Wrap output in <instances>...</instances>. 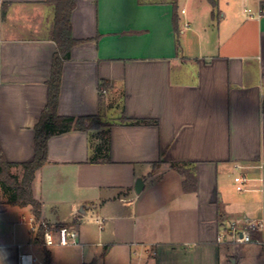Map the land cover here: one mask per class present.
Instances as JSON below:
<instances>
[{
    "label": "crops",
    "instance_id": "obj_1",
    "mask_svg": "<svg viewBox=\"0 0 264 264\" xmlns=\"http://www.w3.org/2000/svg\"><path fill=\"white\" fill-rule=\"evenodd\" d=\"M3 2L0 153L21 164L34 158L48 101L54 12L47 0ZM75 2L79 43L64 62L58 112L101 115L108 125L52 136L32 188L41 218L56 229L75 225L78 236L51 251L31 248L20 221L31 207L0 193V264H18V244L42 259L49 253L47 264H264L263 247L219 238L224 224L264 221L260 0ZM101 142L108 150L91 160ZM171 163L193 168V188ZM238 174L250 179L245 191L235 187Z\"/></svg>",
    "mask_w": 264,
    "mask_h": 264
},
{
    "label": "trees",
    "instance_id": "obj_2",
    "mask_svg": "<svg viewBox=\"0 0 264 264\" xmlns=\"http://www.w3.org/2000/svg\"><path fill=\"white\" fill-rule=\"evenodd\" d=\"M47 3L53 6L54 15L49 32L51 39L57 45V50L53 56L51 77L47 82L48 101L34 128V158L29 162L15 164L6 161L0 153V190L2 195L10 205L19 207L30 206L32 214L37 219H41V202L35 198L32 185L36 172L47 162L49 139L54 135H60L72 130L100 129L108 125L103 122L101 115L74 117L59 114L58 106L64 62L70 59L72 48L79 43L73 37L71 22L76 2L75 0H47ZM211 3L216 8L215 0H211ZM260 4L264 11V0H260ZM103 86L104 83L101 84V88ZM129 122L141 124L149 123L150 121L135 119L129 120ZM106 145L105 142L96 144L94 148L95 156L91 160L102 155L104 150H108ZM16 165L22 168L21 176L12 171V168ZM188 165L185 163H171V167L181 173H185L186 178L183 181L185 189L193 188L195 183L193 168H184ZM60 227L58 226L57 228ZM50 258V254L47 253V262L50 261Z\"/></svg>",
    "mask_w": 264,
    "mask_h": 264
},
{
    "label": "built area",
    "instance_id": "obj_3",
    "mask_svg": "<svg viewBox=\"0 0 264 264\" xmlns=\"http://www.w3.org/2000/svg\"><path fill=\"white\" fill-rule=\"evenodd\" d=\"M3 0H0V28L3 23ZM247 11V10H246ZM264 13V11H262ZM105 91V90H103ZM249 177L244 174H238L234 177V183L237 191L248 189ZM101 223L100 219H98ZM21 223L27 225L31 236L29 246H40L45 251H51L57 246H65L76 242L78 229L75 225H65L58 229L50 225L44 219H37L34 214H23ZM263 219H245L236 220L224 224L220 233V240H231L235 243H256L264 248ZM23 245L18 244L19 260L18 264H47L46 259H42L32 252L23 250Z\"/></svg>",
    "mask_w": 264,
    "mask_h": 264
},
{
    "label": "rangeland",
    "instance_id": "obj_4",
    "mask_svg": "<svg viewBox=\"0 0 264 264\" xmlns=\"http://www.w3.org/2000/svg\"><path fill=\"white\" fill-rule=\"evenodd\" d=\"M195 1H197V0H194V2ZM0 193L2 194L1 190H0ZM248 248H251V249L256 250V251H261L262 246L261 245H258L256 243H251ZM240 264H261V261H259V260H248V259H245V260L241 261Z\"/></svg>",
    "mask_w": 264,
    "mask_h": 264
},
{
    "label": "water",
    "instance_id": "obj_5",
    "mask_svg": "<svg viewBox=\"0 0 264 264\" xmlns=\"http://www.w3.org/2000/svg\"><path fill=\"white\" fill-rule=\"evenodd\" d=\"M143 185H144L143 179L142 178H138L137 183H136V186H135L136 192L139 193L141 191V189L143 188Z\"/></svg>",
    "mask_w": 264,
    "mask_h": 264
}]
</instances>
